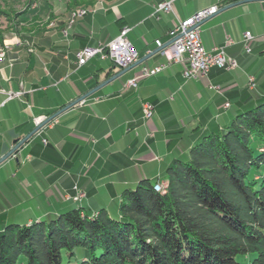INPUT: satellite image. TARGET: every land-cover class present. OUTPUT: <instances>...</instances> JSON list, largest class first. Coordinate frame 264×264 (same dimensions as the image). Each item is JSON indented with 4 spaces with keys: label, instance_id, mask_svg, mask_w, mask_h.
I'll list each match as a JSON object with an SVG mask.
<instances>
[{
    "label": "crops",
    "instance_id": "0c3cea01",
    "mask_svg": "<svg viewBox=\"0 0 264 264\" xmlns=\"http://www.w3.org/2000/svg\"><path fill=\"white\" fill-rule=\"evenodd\" d=\"M70 1L50 5L44 0L46 9L23 23L25 29L0 34V158L44 120L122 71L102 57L79 67L77 54L86 46L109 43L124 27L141 59L158 49L157 40L167 42L180 22L217 6L218 12L200 25L202 44L208 51L227 46V55L239 67L213 69L186 81V64L170 63L154 76L139 78L137 88L129 87L128 81L140 77L144 67L168 63L158 53L61 113L0 165L8 181L0 185V223L9 212L30 207L43 212L21 225L77 207L89 214L105 209L117 215L126 189L141 180L162 179L164 167L187 155L195 128L231 121L235 94L248 88L249 77L264 92V1L225 11L220 10L230 0H120L132 4L129 10L117 0L79 7ZM166 2L171 11H158ZM84 9L83 15H74ZM247 32L253 37L250 53L243 44ZM145 104L154 109L150 119L144 118ZM75 186L85 193L81 203L65 200Z\"/></svg>",
    "mask_w": 264,
    "mask_h": 264
},
{
    "label": "trees",
    "instance_id": "16d2710c",
    "mask_svg": "<svg viewBox=\"0 0 264 264\" xmlns=\"http://www.w3.org/2000/svg\"><path fill=\"white\" fill-rule=\"evenodd\" d=\"M235 97L231 121L195 128L187 155L166 166L164 193L141 180L117 215L77 207L30 225L1 222L0 264H241L245 254L264 264V92Z\"/></svg>",
    "mask_w": 264,
    "mask_h": 264
},
{
    "label": "built area",
    "instance_id": "2783aa9c",
    "mask_svg": "<svg viewBox=\"0 0 264 264\" xmlns=\"http://www.w3.org/2000/svg\"><path fill=\"white\" fill-rule=\"evenodd\" d=\"M171 3H162L158 7V11H171ZM219 7L214 6L207 10L201 11L182 21L178 26L172 29L168 35L169 40L162 42L156 41L158 48H162L160 52L167 59L166 65H159L154 68L144 67L141 70L140 77L132 78L128 81V86L131 88L138 87V79L154 76L162 72L170 63H184L186 68L182 73L186 81L196 80L200 77L207 76L213 69H221L233 71L239 67L236 59L230 57L226 53L227 46L215 48L211 51L205 49L200 36V25L208 17L216 14ZM130 29L124 27L121 29L118 37L107 44H99L98 46H86L77 54V65L82 67L95 57L110 59L115 65L122 70L129 68L140 60L138 52L132 46L128 34ZM253 37L250 32L244 35L245 50L250 53ZM231 44L229 41L227 45ZM248 87L253 90L256 88V79L249 77ZM20 95V93H17ZM229 107L226 106V108ZM144 118L150 119L154 115V109L150 104L143 106ZM159 185L166 187V183L158 181ZM75 195L71 198L74 201H81L85 197V193L75 187Z\"/></svg>",
    "mask_w": 264,
    "mask_h": 264
},
{
    "label": "rangeland",
    "instance_id": "374dc122",
    "mask_svg": "<svg viewBox=\"0 0 264 264\" xmlns=\"http://www.w3.org/2000/svg\"><path fill=\"white\" fill-rule=\"evenodd\" d=\"M44 0H0V11L4 13H8L9 16L7 17L6 15L1 16L0 15V34H9L12 32H20L21 29H25L24 24H28L31 22V20H36L38 17L37 12L42 14L43 8L46 9V6L44 7ZM50 5L54 3L55 0H47ZM69 1V0H68ZM116 1V0H115ZM114 1V2H115ZM129 1V0H127ZM116 2H119L120 5H123V9L129 10L132 8V4H126L127 2H120V0H117ZM115 2V3H116ZM46 3V2H45ZM37 4H40V8H36L35 10L32 9V7ZM31 10V11H30ZM82 11H87V10H80L79 12L75 13L74 15H77L81 13ZM26 13H29V16H22ZM115 14V12H114ZM22 16V18H17L18 16ZM74 15L72 17V20H74ZM230 118L227 116V121H229ZM222 122V119H221ZM191 128V127H190ZM165 169L167 167H164ZM164 169V170H165ZM166 183V182H165ZM3 184H8V181L4 180V174L0 172V185ZM157 186H161L158 183L155 184L154 189L159 192V193H164L166 187L161 186L160 191H158L156 188ZM76 187V186H75ZM75 187H73V193L72 195H75ZM77 188L80 190V188L77 186ZM2 188L0 186V197L2 194ZM84 192V191H83ZM2 198V197H1ZM1 200V199H0ZM6 199H4V206H9L8 203L5 202ZM30 200V199H29ZM3 201V200H2ZM9 202L8 200H6ZM78 202V201H77ZM43 212L42 208L40 207H30L28 210L27 208H17L16 210H13L12 213H8L4 216V222L7 219H11V222H15L16 224H24L29 218H33L34 220L37 219L36 216L38 214H41ZM85 215V214H84ZM97 213L92 214L93 217H95ZM42 218H47V216H43ZM256 254H245V255H238L237 256V261L241 264H251V262L256 258Z\"/></svg>",
    "mask_w": 264,
    "mask_h": 264
},
{
    "label": "water",
    "instance_id": "95a60500",
    "mask_svg": "<svg viewBox=\"0 0 264 264\" xmlns=\"http://www.w3.org/2000/svg\"><path fill=\"white\" fill-rule=\"evenodd\" d=\"M264 0H240V1H237L235 3H231L227 6H225L224 8H222L220 11H225V10H228V9H231L233 7H236V6H239L241 4H245V3H249V2H262ZM219 11V12H220ZM210 18V17H208ZM207 18V19H208ZM162 51V48H158L156 49L155 51H153L151 54L141 58L136 64H134L133 66L129 67V68H126V69H123L120 73H118L116 76L112 77L111 79L105 81L104 83L98 85L96 88L92 89L91 91H89L87 94L79 97L78 99L74 100L73 102H71L69 105H67L66 107H64L63 109H61L59 112H57L54 116L46 119L43 121V123H41L40 125H38L36 127V129L30 133L27 137H25L24 139L20 140V141H16L14 144V147L12 148L11 151H9V153H7L5 156L1 157L0 158V165L3 164L8 158L14 156L18 151L19 149L28 141L31 139L32 136H34L43 126H45L47 123L51 122L53 119H55L58 115H60L61 113L67 111L68 109L78 105L79 103H81L82 101H84L85 99H87L88 97L92 96L93 94H95L97 91H99L101 88H103L104 86H106L109 82H111L112 80H115L119 77H121L122 75H124L125 73L129 72L130 70H132L133 68L137 67V66H140L142 65L143 63H145L148 59H150L151 57H153L154 55L160 53ZM248 89L250 91H256L257 90V84H256V88L251 90L249 87ZM74 196V195H72ZM71 195H68L67 197H65V200L66 201H73L75 203H81L83 201V198L81 201H74L71 197Z\"/></svg>",
    "mask_w": 264,
    "mask_h": 264
},
{
    "label": "bare ground",
    "instance_id": "6f19581e",
    "mask_svg": "<svg viewBox=\"0 0 264 264\" xmlns=\"http://www.w3.org/2000/svg\"><path fill=\"white\" fill-rule=\"evenodd\" d=\"M79 14H80V15H83V14H84V11H82V12H81V13H79ZM72 22H73V21H72ZM158 184H159V183H158ZM160 187H161V186H157V188H156V189H157L158 191H160V190H161V189H160Z\"/></svg>",
    "mask_w": 264,
    "mask_h": 264
}]
</instances>
